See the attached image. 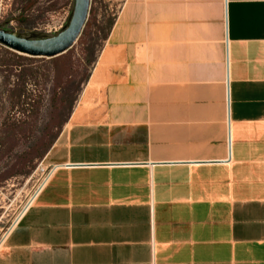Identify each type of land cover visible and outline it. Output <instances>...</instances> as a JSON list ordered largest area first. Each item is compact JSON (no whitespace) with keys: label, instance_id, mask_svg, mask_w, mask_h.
<instances>
[{"label":"crops","instance_id":"0c3cea01","mask_svg":"<svg viewBox=\"0 0 264 264\" xmlns=\"http://www.w3.org/2000/svg\"><path fill=\"white\" fill-rule=\"evenodd\" d=\"M0 264H264V0H125Z\"/></svg>","mask_w":264,"mask_h":264},{"label":"rangeland","instance_id":"374dc122","mask_svg":"<svg viewBox=\"0 0 264 264\" xmlns=\"http://www.w3.org/2000/svg\"><path fill=\"white\" fill-rule=\"evenodd\" d=\"M125 0H90L75 43L54 58L0 44V243L44 180L45 154L77 107L109 29ZM75 0H0V29L44 39L65 29Z\"/></svg>","mask_w":264,"mask_h":264},{"label":"water","instance_id":"95a60500","mask_svg":"<svg viewBox=\"0 0 264 264\" xmlns=\"http://www.w3.org/2000/svg\"><path fill=\"white\" fill-rule=\"evenodd\" d=\"M90 0H75L71 19L65 29L44 39H25L0 29V44L29 57L54 58L65 53L80 36L87 20Z\"/></svg>","mask_w":264,"mask_h":264},{"label":"built area","instance_id":"2783aa9c","mask_svg":"<svg viewBox=\"0 0 264 264\" xmlns=\"http://www.w3.org/2000/svg\"><path fill=\"white\" fill-rule=\"evenodd\" d=\"M51 171H52V168L50 167V168L48 169V172H47V174H46L44 180L42 181V183L40 184V186L37 188V190L34 192V194H33V199H34V197L36 196V194L39 192V190L43 187V185L45 184V182L47 181V179H48V177H49ZM33 199H32L31 201H33ZM30 203H31V202H30ZM30 203H29V201H28V203L24 206V208L22 209V211L18 214V216L16 217V219L13 221L12 225L10 226V228L8 229V231L6 232V234L10 231V229L13 227V225L19 220V218L21 217V215L23 214V212L27 209V207L30 205ZM6 234H5V235H6ZM4 237H5V236H4Z\"/></svg>","mask_w":264,"mask_h":264},{"label":"bare ground","instance_id":"6f19581e","mask_svg":"<svg viewBox=\"0 0 264 264\" xmlns=\"http://www.w3.org/2000/svg\"><path fill=\"white\" fill-rule=\"evenodd\" d=\"M32 199H33V196L30 198L29 203L32 202V201H31Z\"/></svg>","mask_w":264,"mask_h":264}]
</instances>
